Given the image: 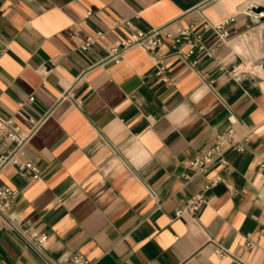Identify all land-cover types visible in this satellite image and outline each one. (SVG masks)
<instances>
[{
  "label": "crops",
  "instance_id": "obj_1",
  "mask_svg": "<svg viewBox=\"0 0 264 264\" xmlns=\"http://www.w3.org/2000/svg\"><path fill=\"white\" fill-rule=\"evenodd\" d=\"M122 18L144 30L229 20L231 38L212 56L195 48L183 58L165 42L116 63L105 57L129 32L116 25ZM99 31L105 39L83 49ZM215 40L205 31V45ZM230 114L250 135L245 150L196 175L187 162ZM8 118L41 168L37 179L14 165L0 172V186L17 190L9 218L46 232L54 263L82 252L91 264H264V0H0V120ZM217 174L224 180L206 204L177 217ZM218 246L230 253L219 257ZM0 264L45 262L0 220Z\"/></svg>",
  "mask_w": 264,
  "mask_h": 264
},
{
  "label": "built area",
  "instance_id": "obj_2",
  "mask_svg": "<svg viewBox=\"0 0 264 264\" xmlns=\"http://www.w3.org/2000/svg\"><path fill=\"white\" fill-rule=\"evenodd\" d=\"M228 23L229 20L212 23L204 18L200 23H192L181 30H173L169 25L144 30L137 27L131 19L122 18L116 25L126 26L129 32L124 37L118 38L109 47L105 59L119 63L123 60L124 53L133 47H140L145 51L153 52L165 42H169L177 50V55L183 58L191 56L195 52V48L205 50L209 56H212L219 47L231 38V30L228 27ZM207 30H212L216 35V40L209 46L204 44V33ZM98 39H105V33L103 31L97 32L94 37L84 42L82 48L88 49ZM183 42L191 44L192 48L184 52L180 49V44ZM163 71L164 66L158 63L157 73L161 74ZM82 103V100L77 101V105L79 106ZM229 121L230 126L228 128L215 133L210 146L195 154L187 162V166L196 175H206L215 163L227 164L226 154L229 150H245L246 144L250 140V135H239L237 133L234 127L237 123V118L234 114L229 115ZM0 134L3 139L0 141V172L7 165H14L22 175H30L35 179L39 178L41 176V168L32 159L26 158L25 156V148L29 136L24 133L21 126L12 118L0 120ZM223 180V176L220 174L207 179L201 191L193 194L185 203L176 208V216L180 217L186 214L194 216L207 202L206 191L216 182ZM16 194V189L7 185L0 186V220L2 224L17 230L25 238L27 243L41 254L45 264H56L44 253V248L49 242V235L46 232H38L32 228H19L10 220L9 209ZM254 245L251 239L247 240V247H253ZM215 251L219 257H224L230 253L222 246H218ZM71 260L73 264H91V260L82 252L72 254Z\"/></svg>",
  "mask_w": 264,
  "mask_h": 264
}]
</instances>
